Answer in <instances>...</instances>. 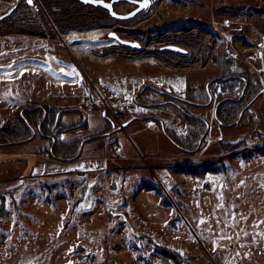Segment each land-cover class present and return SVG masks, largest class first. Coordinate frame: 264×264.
Listing matches in <instances>:
<instances>
[{
	"label": "rangeland",
	"instance_id": "1",
	"mask_svg": "<svg viewBox=\"0 0 264 264\" xmlns=\"http://www.w3.org/2000/svg\"><path fill=\"white\" fill-rule=\"evenodd\" d=\"M14 6L15 12L0 22V127L37 103L88 107L101 115L79 132L84 142L77 164L56 159L49 138L36 128L32 138L14 145L0 138V264H264V96L253 101L242 122L223 123L216 114L218 95L230 90L215 82L229 71L213 60L227 43L235 73L249 72L264 85V0H153L151 8L129 21L77 0H34L32 5L0 0V16ZM132 8L115 5L122 14ZM182 20L188 32L182 24L160 34L153 30ZM84 24L90 28H73ZM110 32L141 41L144 51L125 47ZM170 44L189 54L162 50ZM150 64L162 74H183L185 86L209 83L211 89L192 96L172 90L204 106L181 101L178 107L162 106L167 98L153 94L145 101L159 103L138 99L135 116L118 117L115 109L124 108L113 107L110 91L126 82L122 76L132 75V69H140L139 76L151 74ZM64 69L80 76L66 75L64 89H49L45 78L36 77L61 76ZM141 82L132 87L134 93ZM126 85L131 87V81ZM95 89L105 94L119 119L105 105L82 103L95 99ZM80 109L68 120H80L82 126L88 115ZM257 112L261 116L254 119ZM199 120L206 122L203 145H180ZM120 121L135 124L123 130ZM88 143L94 145L90 151ZM235 143L241 144L232 151L222 147ZM103 144L107 156L128 158L87 159L97 156ZM95 176L98 187L84 195L81 184ZM88 196L95 199L87 206ZM80 200L79 207L93 211L79 213ZM161 247L179 252L183 261L165 257Z\"/></svg>",
	"mask_w": 264,
	"mask_h": 264
},
{
	"label": "trees",
	"instance_id": "2",
	"mask_svg": "<svg viewBox=\"0 0 264 264\" xmlns=\"http://www.w3.org/2000/svg\"><path fill=\"white\" fill-rule=\"evenodd\" d=\"M48 1L50 3V0H46V4H48ZM84 7H86V5ZM184 22V20L179 22L169 21L164 23L163 25L154 27L153 30H156L158 34H160L165 26H174L176 24ZM183 26L185 28L186 25ZM82 27L84 29L90 28L87 24L81 25V27L73 28L82 29ZM66 30L68 29H62V31ZM222 46V53L214 54L213 60L215 63L221 65V67H225L226 70L229 71V74L225 78H219L215 82V84H223V90L229 89L230 93L227 94V92L224 91L223 93H221V95H218L219 103L216 114L223 121V123L234 125L242 122V119L248 115V108L251 107L253 101L259 99L260 96L264 95V85L259 77L254 78V75L250 74L249 72H246V74L243 75L239 73L236 74V69H232V66L236 61L230 59V57H228V54L226 53L227 48H229L228 44L223 43ZM209 89H211V86L209 87ZM209 89L206 88V90ZM236 89L237 91H240L239 95L238 93H234ZM184 92L192 96L191 88L187 89ZM153 94L163 95L167 98L166 100L177 101L180 97H182V93H174L173 95H170L159 92L156 89L147 86L143 88L136 101L140 99V101L150 105L159 103L156 101H145V97L153 96ZM187 100L193 102V100H190L189 98H187ZM161 105L166 106L169 104L162 103ZM35 106L31 107L25 114H22L19 111L16 116H13L8 120L5 126L0 127V138L2 140L5 139L6 141H9L7 143H10V145H14L21 141H26L32 138L34 135L33 129L36 128L40 130L42 136L44 135L46 138H49L50 151L56 159L65 162H71L76 161L77 159H81L83 152L82 144L84 142V138L79 137V132H81V129L86 130L89 127L88 122L85 125L81 126L78 123L80 120L78 122L74 120H65L66 116L74 115L76 111L65 109L63 107L41 103H37ZM118 114V117L120 118L125 117L123 115V112H119ZM104 115L106 118L111 119L108 111L104 110ZM194 122L195 121L193 120L192 123L194 124ZM205 126L206 122L199 120L198 123H195V128L190 133V135L185 137L182 136L178 143L180 145H183L187 149L197 148V145L199 146V142L202 138L200 134L205 132L203 130ZM95 135L96 134L94 133L91 134V136ZM240 144L241 143L223 144L222 147L227 151H232L237 149ZM81 201L82 200H80L79 203ZM0 211H2V209H0ZM160 251H162L161 253H163V255L167 258H170L177 262L183 261L181 254L175 250L169 249L167 247H161Z\"/></svg>",
	"mask_w": 264,
	"mask_h": 264
},
{
	"label": "crops",
	"instance_id": "3",
	"mask_svg": "<svg viewBox=\"0 0 264 264\" xmlns=\"http://www.w3.org/2000/svg\"><path fill=\"white\" fill-rule=\"evenodd\" d=\"M143 62H145V61H143ZM143 64H145V63H143ZM136 66V65H135ZM128 68V67H127ZM149 69H150V73L151 74H148V75H144V76H139V75H136L137 73L136 72H140V69H138L137 71H136V69H132L131 71H132V75L129 73V72H126V74H128L127 76H122V80H123V82L124 81H126V82H124L123 84H117L116 83V90H114V91H110V93L109 94H115V95H118V94H123V95H125V96H129L130 98H135V99H137V97L139 96V94L142 92V90H143V88L144 87H147V86H149V87H153V88H155V89H160L159 88V86H157V85H155V83H159V82H164L165 84H167L168 86L163 90L162 89V93H165V94H170V95H173L174 93L172 92V90L175 88V89H177L176 87H178L181 91H186L187 89H192V92L191 93H193L194 91H197L198 89H201L202 91L204 90V88L203 87H200V86H198V85H200V84H197L198 82H196L195 80V83L194 84H191L190 86H185V84L184 83H180V80L183 78V74L182 75H178V74H176V75H174V76H171V75H169V74H166V73H164V74H162V73H160L159 71H157V70H153L152 69V64H150L149 65V67H148ZM65 70H69V69H64L63 71H61V76L59 75V74H56V73H54V74H52V75H45V74H42V73H38V74H40V76L39 75H36V77L38 78H40V80L42 79V78H45L48 82H46L47 83V87L49 88V89H58V88H60V87H63V89L64 88H67V84H68V82L67 81H65V78H67L68 76H66V75H64V71ZM71 71H73V70H71ZM75 72V71H74ZM75 78H80V76L78 75V73H76L75 72ZM79 76V77H78ZM191 76V75H190ZM38 78V79H39ZM68 78H72V77H68ZM129 81H131V87L130 86H127L126 85V83L127 82H129ZM142 81V82H141ZM44 82V81H43ZM138 82H141V84L139 85V86H137L139 89L134 93L133 92V88H135L134 87V85L135 84H137ZM106 86V85H105ZM206 88L207 89H209V83H206ZM75 87V86H74ZM133 87V88H132ZM188 87V88H187ZM106 91V90H105ZM205 91V90H204ZM56 92H59L58 90L56 91ZM107 93V94H108ZM118 93V94H117ZM262 96H264V95H262ZM262 96H260L259 98H261ZM179 100L181 101V102H186V103H188L189 104V106L190 107H194V108H196V106L197 107H200V108H202L203 106H204V104H198V103H196V105H194V102H191V101H188L187 99H184V98H179ZM179 100H177V102H180ZM168 101V100H167ZM167 101H165V102H162V103H168L169 104V101L167 102ZM170 106H172L171 104H169ZM209 106V105H208ZM173 107V106H172ZM63 108H65V109H69V110H72V111H76V110H78V109H80V110H82L83 112H85V114H87L88 115V117H87V122H88V126H90V123H93V122H98V121H100L99 120V118H100V115H101V112H99V110H95V111H93V110H88V107H80V108H78V107H74V106H68V107H63ZM85 109H87V110H85ZM251 109H253V104H252V106H251ZM259 114V115H258ZM147 115H148V113H147ZM72 116H74V115H69V116H66L65 117V120H68V118H70V117H72ZM257 116H261V114L259 113V112H257L256 113V117H255V119H257L258 117ZM91 118H94V119H92V120H88V119H91ZM202 121H204V120H202ZM103 122V121H102ZM106 122V121H105ZM104 122V123H105ZM94 124V123H93ZM133 124H135V123H133ZM133 124H130V123H127V124H125L124 125V128L126 129V127H131ZM204 137H205V135L201 138V140H200V144H202L203 145V143H204ZM96 138H91V140L90 139H88L89 141H92V140H95ZM199 144V145H200ZM106 145L107 144H103V145H98L97 146V148H98V155L97 156H88V158L87 159H90V158H103V159H105V161H107L108 159V161H107V163L109 162V161H115V160H124V161H126V159L128 158L127 156H125V155H118L117 157H109V156H107V149H106ZM92 146H94V145H91V143H88V145H87V147H88V149H89V151H90V149L92 148ZM200 148V147H199ZM83 153V152H82ZM116 153H118V152H116ZM226 153V152H225ZM216 155H221V154H216ZM107 159V160H106ZM81 160L82 159H79V160H77V161H71V163H68V164H77L78 162H81ZM100 166H102L101 168L103 169V171H105L104 169H106V167L104 166V165H102V164H100ZM167 169L168 168H164V171H167ZM90 170H92V169H90ZM91 173H95L94 171H90ZM108 172V171H107ZM101 174V173H100ZM98 175H99V173H98ZM93 184V185H92ZM82 185V188H83V190L85 191V193H84V195H86L87 193H89V191L90 190H92V189H94V188H96V187H98V185H99V182H98V178L95 176V177H93V178H91L90 180H88L86 183H84V184H81ZM102 189H106V188H102ZM83 198V197H82ZM92 196H88V197H86V200L88 199L89 201L91 200L92 201ZM93 199H95V198H93ZM85 200V201H86ZM83 201V200H82ZM81 201V202H82ZM80 202V203H81ZM80 203L77 205V209H78V212L79 213H81V212H91V211H93V210H90V211H87L88 209H84L83 210V208H81V207H79V205H80Z\"/></svg>",
	"mask_w": 264,
	"mask_h": 264
},
{
	"label": "water",
	"instance_id": "4",
	"mask_svg": "<svg viewBox=\"0 0 264 264\" xmlns=\"http://www.w3.org/2000/svg\"><path fill=\"white\" fill-rule=\"evenodd\" d=\"M81 2L83 5L92 6L96 8H101L109 12L110 16L122 21H129L134 19L139 14L145 12L149 8L152 7L153 3L151 0H77ZM27 2V0H26ZM28 3V2H27ZM119 3H128L131 5H136L137 8L129 13H118L115 11V5ZM30 4V3H28ZM34 4V0H32V3L30 5ZM142 4H146V7H141ZM105 5H110L109 7H105ZM17 9V7L10 8L4 15L0 16V22L6 20L9 18ZM109 37L115 38L118 42H120L122 45H124L127 48L132 49H142V45L138 41H130L127 39L122 38L117 32H110ZM162 50L165 51H171V52H180V53H186V50H184L182 47L178 45H168L162 48ZM65 75H68L70 77H75V72L71 70H65Z\"/></svg>",
	"mask_w": 264,
	"mask_h": 264
},
{
	"label": "built area",
	"instance_id": "5",
	"mask_svg": "<svg viewBox=\"0 0 264 264\" xmlns=\"http://www.w3.org/2000/svg\"><path fill=\"white\" fill-rule=\"evenodd\" d=\"M256 57H258V56H256ZM114 98H115V102H116L115 105L117 104V105L126 107L128 112L131 114L136 113L135 103L133 100H126L125 101L121 95H115ZM108 101L109 100L106 98V96L99 89L98 90L95 89V100L94 101H90L89 99H86V98L82 99V103L87 104V105H91L94 103L105 105L106 109L108 111H110L115 116V113L112 110L113 105H111ZM115 118H116V116H115Z\"/></svg>",
	"mask_w": 264,
	"mask_h": 264
},
{
	"label": "flooded vegetation",
	"instance_id": "6",
	"mask_svg": "<svg viewBox=\"0 0 264 264\" xmlns=\"http://www.w3.org/2000/svg\"><path fill=\"white\" fill-rule=\"evenodd\" d=\"M25 1V0H24ZM152 1V3H153V0H151ZM85 6V5H84ZM137 8V6L136 5H133V8L131 9V11H133L134 9H136ZM10 9V8H9ZM50 10H51V13H52V15H54L55 17H56V14H57V11L59 10V9H57L56 7H55V3H53V6L51 5V8H50ZM131 11H129V12H131ZM128 12V13H129ZM140 15V14H139ZM138 15V16H139ZM56 20V19H55ZM192 22V25H191V27L193 26V21H191ZM179 24H182L181 26H180V29L181 30H183V31H189V29H190V27L187 25V22H185V23H179ZM178 24V25H179ZM177 25V24H176ZM176 25H175V27L174 28H176ZM183 25H186L185 26V28H184V26ZM165 27H169V26H165ZM164 27V28H165ZM163 28V29H164ZM162 29V30H163ZM192 30V29H191ZM67 31V30H66ZM63 32H65V31H63ZM141 45H142V49H135L136 51H138V52H140V51H144V49H145V47H144V45H143V43L141 42V41H138ZM170 45H172V44H170ZM181 47V46H180ZM183 48V47H182ZM184 49V48H183ZM184 50H186V49H184ZM175 53H180V52H175ZM181 55H185V56H187L188 54H189V50H186V53H180ZM153 88V87H152ZM155 89V88H154ZM157 91H159V92H161L162 90L161 89H156ZM169 101V104H171L172 106H175V107H177L178 105H179V102H177L176 100H168ZM167 101V102H168Z\"/></svg>",
	"mask_w": 264,
	"mask_h": 264
},
{
	"label": "snow or ice",
	"instance_id": "7",
	"mask_svg": "<svg viewBox=\"0 0 264 264\" xmlns=\"http://www.w3.org/2000/svg\"><path fill=\"white\" fill-rule=\"evenodd\" d=\"M27 2L31 4V3H32V0H27ZM86 2H87V0H86ZM146 6H147L146 4H142V5H141V7H146ZM105 7H109V8H110V5H105ZM74 71H75V70L73 69V72H74ZM200 223H204V221L201 220ZM230 238H231V237H229V239H230Z\"/></svg>",
	"mask_w": 264,
	"mask_h": 264
},
{
	"label": "bare ground",
	"instance_id": "8",
	"mask_svg": "<svg viewBox=\"0 0 264 264\" xmlns=\"http://www.w3.org/2000/svg\"><path fill=\"white\" fill-rule=\"evenodd\" d=\"M92 185H93V184H92ZM90 203H91V202H90V201L87 199L85 204L88 206ZM93 232H95V233H96V232H97V230H93ZM220 243H225V242H220ZM222 245H223V244H222Z\"/></svg>",
	"mask_w": 264,
	"mask_h": 264
}]
</instances>
